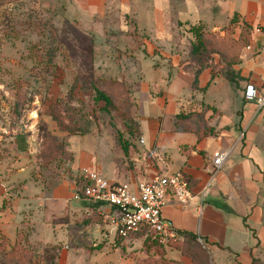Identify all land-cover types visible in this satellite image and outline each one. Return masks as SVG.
Listing matches in <instances>:
<instances>
[{
    "label": "rangeland",
    "instance_id": "obj_1",
    "mask_svg": "<svg viewBox=\"0 0 264 264\" xmlns=\"http://www.w3.org/2000/svg\"><path fill=\"white\" fill-rule=\"evenodd\" d=\"M172 4L175 12L168 16V22L172 19L179 39V65L187 63L186 69L192 74L194 95L190 110L176 115L191 114L195 116L192 122L196 120L216 133L219 120L214 121L228 105L221 93L242 92L244 84L238 85L241 54L251 42L253 29L237 14L217 24L215 30L201 23H178L183 22L178 15L179 1ZM116 21L114 17L92 18L87 23L71 18L67 16V0H0V213L13 212L10 198H1L4 193H17L21 185L18 182L31 190L30 177L43 185H51L54 180L79 184L80 171L88 169L108 180V157L121 161L127 170L134 169L131 156L138 153L135 136L128 128L135 122L133 86L140 71L145 82L151 76L148 82L156 83L160 77L166 79L167 69L147 71L151 58L141 43L142 37L131 29H117ZM191 28L193 31H189ZM139 54L146 58L139 61ZM153 55L158 52L153 51ZM133 71L137 80L129 75ZM224 71L232 74V82L223 78ZM204 72L208 75L206 86L199 88V77ZM215 79L220 81L209 98L207 91ZM97 91L115 98L110 107L96 101ZM49 108L60 117L61 129L48 116ZM235 115L237 118L238 113ZM71 125L76 133L67 134L64 129ZM17 138L28 140L23 157L16 153ZM21 193L26 196L25 191ZM21 212L17 218L14 214L5 217L10 227L16 228L13 240L0 227V264H143L149 260L196 264L200 257L196 246L183 239L166 246L149 239L131 245L124 240L126 246L116 245L110 228L108 239H103V231L95 233L92 244L97 245L92 246L79 233L86 228L52 226L44 232L41 225L36 230L32 220L26 221ZM93 215L100 218L101 226L102 217ZM14 218L19 223L24 219L28 225H13ZM71 218L74 224L89 217L79 209ZM59 221L69 223L68 218ZM32 237L34 241L29 240Z\"/></svg>",
    "mask_w": 264,
    "mask_h": 264
},
{
    "label": "crops",
    "instance_id": "obj_2",
    "mask_svg": "<svg viewBox=\"0 0 264 264\" xmlns=\"http://www.w3.org/2000/svg\"><path fill=\"white\" fill-rule=\"evenodd\" d=\"M172 1L175 0H67V16L87 23H91L92 18H116L117 29H131L142 37L141 43L151 58L147 71L167 69L166 79L160 77L156 83L148 82L151 76L145 82L141 71L138 80L134 71L129 72L131 78L137 80L132 97L139 139L144 144L139 146L137 141L134 144L138 154L131 156L133 170H127L121 161L111 157L105 159L111 166V176L107 179L119 183L138 182L155 175L180 173L189 191L197 196L208 179L212 155L220 149L229 150L209 196L202 202L200 214L195 213L192 207L173 204L162 209V218L172 227L164 242L178 237L177 231L185 232L206 242L211 264H264V109L257 110L243 99L247 85L260 90L264 81V0H178L177 14L183 20L178 23L189 26L201 23L215 30L219 27L217 24L226 23L237 14L253 29L251 42L241 54V81L238 85L242 87L244 84L242 92H220L228 105L219 110L221 117L214 121L219 120L216 133L204 139H198L191 133H177L172 124L174 115L190 110L194 96L192 74L186 69L187 63L179 65L182 60L177 51L179 39L175 37L172 19L168 22V16L175 12ZM167 24L170 25L169 30ZM153 51L158 55H153ZM145 58L139 54V61ZM207 79V73L200 75L199 88L206 86ZM219 81L215 79L209 86V98ZM27 144L28 140L23 138L15 140L19 157H23L22 150ZM149 151L153 157L147 155ZM78 161L79 158L77 164ZM19 184L18 192L13 196L10 193L6 195L7 191L1 197L2 200L10 198L12 203L13 212L0 213L1 232L9 239L15 238L16 228L10 227L9 219L5 217L14 214L17 218L16 214L22 210L24 219L32 220L30 223L35 224L36 230L37 225H41L44 232L52 226L65 229L77 226L86 228L79 233L91 244L93 235L101 231L103 239H108L110 227L104 223L101 226L71 223L74 212L80 209L85 214L88 210L82 202L70 204V196L76 190L74 182L54 180L51 185H43L30 177L31 190L24 182ZM22 191L26 192L25 197ZM16 218L13 225H28L24 219L20 223L15 222ZM64 218H68L69 223L59 221ZM29 240L34 241L33 237ZM95 245L97 243L92 244Z\"/></svg>",
    "mask_w": 264,
    "mask_h": 264
},
{
    "label": "built area",
    "instance_id": "obj_3",
    "mask_svg": "<svg viewBox=\"0 0 264 264\" xmlns=\"http://www.w3.org/2000/svg\"><path fill=\"white\" fill-rule=\"evenodd\" d=\"M243 99L253 104L257 110L264 109V81L260 90L247 85ZM137 144L143 146L144 142L138 139ZM147 155L153 157L150 151ZM228 156L229 150L226 149L217 150L212 155L208 179L197 196L189 191L180 173L119 183L102 179L94 172L83 169L80 171L82 186L71 194L70 201L84 203L88 208L86 216L95 211L102 217L104 224L114 231V239L119 238L122 243L130 234L140 230L155 233L165 243V237L172 227L162 218V209L173 204L192 207L195 213L200 214L202 202L209 196ZM196 242L203 248L206 247L199 237H196Z\"/></svg>",
    "mask_w": 264,
    "mask_h": 264
},
{
    "label": "trees",
    "instance_id": "obj_4",
    "mask_svg": "<svg viewBox=\"0 0 264 264\" xmlns=\"http://www.w3.org/2000/svg\"><path fill=\"white\" fill-rule=\"evenodd\" d=\"M189 31H193V28H191ZM222 76L225 80L232 82V74L229 71H224ZM191 87H192V85H191ZM119 98H121V97H119ZM96 99H97L96 100L97 102H102L105 105V107H110L112 105L113 99L115 101V98H113L110 94H106L105 92H98V91L96 92ZM124 103L128 106L127 98H124ZM47 110H50L49 115L48 114L47 115L49 117H52L53 121L55 123L59 124L58 125L59 129H61L62 127H60V125H61L59 122L60 117H58V114L52 108H49ZM193 117H195V116H193L191 114L190 115H182V114L174 115L172 118V124H173L175 132H177V133H179V132L191 133V134L195 135L198 139H204V138L211 137L214 135V132L210 130V127L208 129L207 126H204L202 124L198 125L196 123V120H195V122H192L191 118H193ZM128 128H130L132 135L135 136L134 141L136 142L139 139V130H138V124L136 121V117H135V122L134 123L131 122L130 125H128ZM64 131L67 134L76 133L75 127L72 125L66 129H64ZM80 136H84V134H80ZM119 145L122 147L123 144L119 143ZM123 151H124V149H123ZM45 155L48 156V154H45ZM79 181H81V183H79V184L76 183V181H73L74 185L76 186V190L79 187H81L82 183H83L80 176H79ZM93 214H95V211H92V213L90 214L91 217L87 216V217H89L87 219L82 218L81 221L76 222L75 225H78V226L99 225L100 224V218H97ZM176 233H177L178 237L173 238V239H169L165 243H163L161 241V239L155 233H153L151 231H146V230H140L138 232L130 234L127 237V240H128L129 245H131L133 242L138 241V240H142V243H145V242H148V239H149V240L155 242V244H157L158 246H162V245L166 246L167 244H169L173 240L183 239L184 241H186L192 245H195L196 248L198 249V253H199L200 257L198 260H196V264H211V261L209 258L210 251H209V248L207 246L205 248H203L201 245L197 244L196 237L192 234L185 233V232H179V231H177ZM115 242H116L115 243L116 245H118L120 243L122 246H126V244H123L122 240L119 238H115ZM204 244H206V242H204ZM52 247L55 248V246H52ZM128 255L132 256V254H128ZM143 264H161V262L159 263V262H156L153 260H149V261H145Z\"/></svg>",
    "mask_w": 264,
    "mask_h": 264
}]
</instances>
